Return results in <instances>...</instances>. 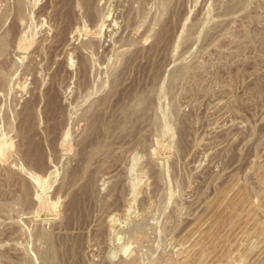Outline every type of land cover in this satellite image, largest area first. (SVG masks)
Returning <instances> with one entry per match:
<instances>
[{
  "label": "rangeland",
  "instance_id": "1",
  "mask_svg": "<svg viewBox=\"0 0 264 264\" xmlns=\"http://www.w3.org/2000/svg\"><path fill=\"white\" fill-rule=\"evenodd\" d=\"M0 78V264H264V0H0Z\"/></svg>",
  "mask_w": 264,
  "mask_h": 264
},
{
  "label": "bare ground",
  "instance_id": "2",
  "mask_svg": "<svg viewBox=\"0 0 264 264\" xmlns=\"http://www.w3.org/2000/svg\"><path fill=\"white\" fill-rule=\"evenodd\" d=\"M87 2H88V1H87ZM85 3H86V0H85ZM90 3H91V0H90ZM87 4H88V3H87ZM92 5H93V4H92ZM89 6H91V4H90ZM90 8H91V7H90ZM23 10H24V9H23ZM88 11L91 12V11H93V10H92V9H91V10L88 9ZM88 13H89V12H88ZM91 14L93 15L94 13L91 12ZM21 15H22V14H21ZM89 15H90V14H89ZM92 15H91V16H92ZM94 15H95V14H94ZM22 16H23V15H22ZM16 17H17V16H16ZM96 19H97V18H96ZM19 20H20V19H19ZM15 25H16V23H15ZM12 26H13V25H12ZM12 26H11V27H12ZM14 29H15V26H14ZM14 29H12L11 31H13ZM16 29H17V27H16ZM15 32H16V30H15ZM15 32H14V33H15ZM162 32H163V31H162ZM168 32H169V31H168ZM14 33L12 32V34H14ZM16 33H17V32H16ZM166 33H167V32H166ZM14 35H15V34H14ZM11 39H13V38H11ZM14 41H15V40H14ZM84 61H85V60H84ZM82 67H83V66H82ZM84 68H85V67H84ZM34 77H35V76H34ZM36 77H37V76H36ZM0 79H1V78H0ZM34 79H35V78H34ZM37 80H38V79H37ZM50 89H51V88H50ZM52 98H53V97H52ZM50 100H51V99H50ZM52 100H54V99H52ZM31 102H32V101H31ZM49 102H50V101H49ZM53 103H54V101H53ZM53 103H52V105H53ZM56 104H57V103H56ZM50 105H51V103H50L48 106H50ZM56 106H57V108H58V105H56ZM28 107H29V106L27 105L26 108H28ZM31 107H32V106H31ZM31 107H30V108H31ZM51 108H56V107H55V105H54V107L52 106V107H50V109H51ZM57 108H56V110H57ZM33 109H34V108H33ZM33 109H31V110H29V108L26 109L25 112H27L28 114H26V113H25V114H26V115H29V114L32 112ZM27 110H29V112H28ZM56 110L53 109V111H56ZM53 111H52V112H53ZM59 111H60V110H59ZM52 112H51V114H52ZM31 114H32V113H31ZM53 114H54V113H53ZM53 114H52V115H53ZM26 115H24V116H26ZM33 115H34V114H33ZM58 115H59V114H58ZM29 116H30V115H29ZM26 117H28V116H26ZM30 117H32V116H30ZM33 117H34V116H33ZM55 118H56V117H55ZM28 119H29V121L31 120L30 118H28ZM28 119H27V120H28ZM50 119H51V118H50ZM88 119H89V118H88ZM55 121H56V120H55ZM54 123H55V122H54ZM52 124H53V123H52ZM89 124H90V123H89ZM57 125H58V124H57ZM52 128H53V127H52ZM37 147H38V146H37ZM32 148H33V147H32ZM35 150H36V149H35ZM30 154H31V153H30ZM33 154H34V153H33ZM36 155H37V154H36ZM37 163H38V162H37ZM76 197H77V196H76ZM81 199H82V198H81ZM75 201H80V200L77 198ZM79 204H81V203H79ZM76 205H78V204H76Z\"/></svg>",
  "mask_w": 264,
  "mask_h": 264
}]
</instances>
